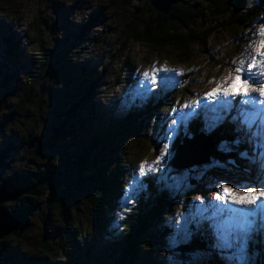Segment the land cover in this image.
<instances>
[{
	"label": "rangeland",
	"instance_id": "1",
	"mask_svg": "<svg viewBox=\"0 0 264 264\" xmlns=\"http://www.w3.org/2000/svg\"><path fill=\"white\" fill-rule=\"evenodd\" d=\"M145 1L0 0V125L4 126L7 134L9 136L13 134L15 138L13 141L19 144L34 129L40 134L49 132L50 127L56 122L55 113L61 112L60 107L64 108L70 103L73 91L82 81L83 75L86 74L84 79H90L96 75L99 80L97 96L94 100V116L91 114L88 116L89 111L80 112L81 118L83 121L86 119L88 126L81 131L82 127L75 122L73 136L62 140V144L67 148H61L59 145V150H54L53 154H48L45 150L47 156L53 155L49 156L52 164L48 165H52L50 167L58 170L63 177L73 183L79 180L81 184L79 187L83 191L92 192L93 185H96V181L101 176L105 180L110 172L116 170V163L113 161H117V158L111 152H121L124 154L125 161L129 162V159L132 161L130 176L125 179V186L123 184L119 194H116L118 202L114 204L107 217H101V228L99 226L97 228L95 224V218L92 216L94 208L87 202L85 192L80 195L79 191L75 190L72 195V205H78L79 209L75 210L73 215L75 225L79 227V222L81 223L79 228L83 236L73 241L62 227L60 219L55 218L54 214L52 217L55 218V222L50 224V233H45L43 214L36 212L31 216L28 231L29 244H26L21 251L20 264H63L65 262L109 264L106 263L108 255L105 252L108 241L103 232H112L114 240L117 243H123L124 237L119 234L124 230L122 228L124 222L138 207L142 196L150 195L145 184L133 193L128 188V182L133 177V168L140 162H146L148 165L155 162L159 154L157 145L162 146L164 142L170 144L167 162L174 170L172 174H181L193 167L199 171L211 165L210 161L182 170L173 168L171 165L175 154L173 143L179 136L189 133L184 124L189 119L180 120L169 137L166 130L171 125V119L166 117L168 114L180 117L182 113L177 111L180 105L193 100L199 102L197 107L183 109V112H198L204 109V104L215 103V101L204 100L205 93L227 75L230 62L250 59L249 45L254 39L252 29L258 28L259 25L256 22L264 19V8L256 12L253 0H243L237 9L231 6L232 0H184L181 5H188L191 8L197 25H192L190 29H183L178 22H170L169 27L177 30V34L184 39L196 36L195 43L190 42L186 49H181L180 46L152 49L136 41L123 44L121 35L125 20L130 19L134 8L136 6L141 8ZM111 6L118 9H113ZM102 10L106 16L101 27L89 33L87 42H77L74 35L78 33L80 26L90 15L95 12L100 13ZM251 10L253 13L247 16ZM218 11L227 13L218 16ZM240 19L245 22L241 23ZM10 37L15 40L13 46L7 42ZM41 57L44 59L43 66L39 63ZM153 64L157 67L165 66L175 69L181 74L175 76L174 89L158 88L150 93H141L143 99L138 98L131 103L130 110L125 111L121 102L128 103L130 97L139 91L137 83L132 78L133 70L149 71L151 75L150 69ZM92 67L96 69V73H92L91 76L87 72ZM29 69H38L39 90L20 115L14 112V109L17 105L19 88L24 85ZM10 78L12 82L8 83ZM168 94L173 95L172 102L167 111L160 113L159 122L157 118L150 121L147 118L143 121L136 120V115L139 114L134 113L143 110L148 100ZM113 97L116 98L115 102L109 104L108 100ZM257 106L264 107V105ZM130 116H133L135 120H129ZM123 123L127 125L124 129H120L119 126ZM259 123L257 120L253 131L257 130ZM84 130L90 137L92 136L91 138L96 136L94 141L99 145L97 148L87 141L89 135L83 134ZM3 145L1 141L0 147ZM102 145L107 146V149H101ZM258 150L259 152L255 155L257 157L261 154V150ZM80 153L86 154L83 161L77 158ZM18 156L19 154H16V158ZM56 156L60 157L57 161ZM122 163L121 161L120 164ZM11 165L17 167L18 163L12 162ZM126 169L127 166L119 167L123 173ZM8 172L11 173V170L1 171L0 177L6 178ZM239 173L234 174L220 167L207 168L201 179H194L197 185H192L202 190L217 179L228 181L230 178L238 183L256 180V175ZM160 174L158 171L154 175ZM190 175L195 177L197 173H190ZM144 179L139 177L138 183ZM168 182L170 185L173 183L171 180ZM181 192L191 191L187 189H182L180 192L175 189L171 192L167 191L166 195L172 200L164 221L171 219L174 213L183 212L180 200L185 202L191 200V197L185 198L186 196ZM199 194L200 192L196 191L192 197ZM126 195L129 197L135 195L138 203L133 201L125 206ZM17 203L18 201H11L4 205L11 212ZM169 236L170 233L164 239H161L159 235H156V238L148 236L145 247L135 264H171V260L176 257L174 250L169 247ZM58 241L64 243L67 254L58 249ZM41 244L51 246L50 251L39 250L38 246ZM80 248L84 253L87 251V254L82 253ZM115 250V248L110 250L114 255L113 259L117 258ZM77 253H80V256ZM263 256L264 254L261 255L256 248L248 250L249 264L257 263ZM75 257H77V263L73 262Z\"/></svg>",
	"mask_w": 264,
	"mask_h": 264
},
{
	"label": "trees",
	"instance_id": "2",
	"mask_svg": "<svg viewBox=\"0 0 264 264\" xmlns=\"http://www.w3.org/2000/svg\"><path fill=\"white\" fill-rule=\"evenodd\" d=\"M242 2L243 0H232L233 4L231 6L237 9L241 6ZM181 4L182 2L174 5L169 15H164L155 11L150 4V0H146L141 8L136 6L132 11L133 16L125 20L121 35L123 44L136 41L152 49H160L165 46H180L181 49H186L190 42L195 43L197 40L196 36H194V38L184 39L177 34V30L175 31L174 28L169 27L170 22H178L183 29H190L192 25H197V20L191 8L188 5L183 6ZM253 7L256 12H260L261 9L264 8V0H253ZM111 8L118 9L114 6H111ZM226 13L225 11H218L217 14L218 16H222ZM250 13H253V10L248 12L247 16L250 15ZM105 16L106 13L103 10L100 11V13L95 12L90 15L85 23L80 26L78 33L74 35L76 41L87 42L89 33L101 27ZM240 22L243 23L245 20L240 19ZM7 42L10 46H13L15 40L10 37L7 39ZM43 60L44 59L41 57L39 62L42 66L44 65ZM92 73H96V69L93 67L87 74L91 75ZM85 76L86 74L83 75L82 81L73 91V98L70 103L64 108L60 107L61 112L55 113L56 122L50 127L49 132L40 134L34 129L24 137L21 143L17 144L13 141L15 140L13 134L9 136L4 126L2 124L0 125V144L1 141L4 143V145L0 147V172L11 170V173L8 172L6 178L2 179V177H0V187L5 186L10 192H18L19 196L14 200L18 201V203L16 207L9 212L12 213L20 223V227L16 232L0 240V264L21 263V251L26 244H29L28 231L31 216L36 212L43 214L45 233H50V224L51 222H55V218L58 217L62 227L65 229L66 233L72 237L73 241H77L79 237L83 236L79 228L81 227V223L79 222V227H77L73 215L74 211L79 209L78 205H72V195L75 190H78L80 195L85 192L84 195L87 202L94 208L92 216L95 218V224L97 228L98 226L101 228V217H107L109 212L112 211L114 204L118 202L116 194H119L125 179H128L130 176L132 161L130 159L129 162L125 161V159H123V153L114 151L113 153L111 152V154H114L117 158V161H113L116 163L115 172H110L105 180L101 176L96 181V185H93L92 192L89 190L83 191V189L79 187L81 185L79 180L73 183L67 180L66 177H63L58 170H54L50 167L52 165H48L49 163L52 164V159H49V156L53 155L47 156L45 150L50 154L58 149L59 145L61 148H67L66 145L62 144V140L65 138L67 139L69 136H73L75 122H78L82 127L81 131L85 129V126H88L86 125V119L83 121L81 118L80 112L89 111L88 116L90 114L94 116V100L97 96L96 89L99 79L96 75L90 79H84ZM11 78L8 83L12 82ZM39 82L40 76L38 69H29L24 85L19 88L17 105L14 112L21 115V112L26 109L27 104L32 102L33 96L38 93ZM172 96L168 94L159 95L157 98H151L145 103L146 105L143 110L134 113L139 114L136 115V120L143 121L144 118H147V120L150 121L151 119L155 120L156 118H160V113L168 110L172 102ZM204 111L205 109L198 111L200 113L199 116L190 117L189 121L184 123L189 133L179 136L176 141H174L173 150L176 151L177 145L187 137L204 133L215 144L212 150L211 164L213 161L218 160L224 165L220 168L227 169L230 172L232 171L234 174L240 172L251 176L256 175L255 169H253L251 173H246L244 171V168L248 164V161L245 159H237L236 167L227 163L229 159L235 158L236 154L231 153L226 155L218 151L217 148L222 140H230L231 137L224 127H217L211 133H206L204 131ZM129 120L135 119L133 116H130ZM159 121L160 119H158V122ZM126 125L127 124L123 123L119 128L124 129ZM82 133L89 135L85 130ZM34 134L41 136L42 140L37 148L29 150L26 148V144ZM91 137L89 135L87 141L92 143L94 148H97L99 145L94 141L96 136L94 135L93 138ZM100 148L107 149V146L102 145ZM257 152H259L258 148L255 151L250 150L251 155H256ZM16 154H19L18 158H16ZM56 157V161L60 159V157ZM77 158L79 161H83L86 158V154L80 153L77 155ZM121 161L123 162L122 164H120ZM12 162H17L18 166L14 167L11 165ZM120 166H127V171L125 170L124 173L120 171ZM228 180L231 179L228 178ZM194 182V179H192L191 184L197 185V182ZM167 183L169 184L168 181ZM145 185L150 195L142 196V199L138 203V207L133 211V213H135H132L133 215L131 214V217L129 216L130 218L124 222L122 226L124 230L119 234V236L121 235L124 237L123 243H117V241L114 240L112 232H103L104 237H106L108 241L105 250L108 255V261L106 260V263L135 264L145 247L148 236L151 235L153 238H156V235H159L161 239H164L166 236L168 237L171 230L168 228L166 221H164V217H166L169 212L172 200L166 193L168 190L171 192L172 189L157 186L151 181ZM192 195H194V192H189L185 198L191 197L192 199ZM176 204L177 203H175V205ZM181 211H184L183 207ZM52 214H54L55 218L52 217ZM58 243V249L66 253L64 250V243L60 241H58ZM38 247H40L38 249L43 252H49L51 248V246L47 247L46 244H41V246ZM112 248L116 249L117 258L115 259H113V253L110 252ZM252 248H256L261 255L264 254V246L256 240H253L249 251L252 250ZM80 250L82 251L83 249L80 248ZM82 253H84V251H82ZM77 254L80 256V253ZM84 254L86 255L87 251H85ZM73 262L77 263V257L73 259ZM257 263L264 264V256L262 260L257 261ZM63 264L70 263L65 262Z\"/></svg>",
	"mask_w": 264,
	"mask_h": 264
},
{
	"label": "snow or ice",
	"instance_id": "3",
	"mask_svg": "<svg viewBox=\"0 0 264 264\" xmlns=\"http://www.w3.org/2000/svg\"><path fill=\"white\" fill-rule=\"evenodd\" d=\"M256 23L259 27L252 29L254 39L249 45L250 59L230 62L227 75L217 81L203 98L215 101L214 104L203 105L204 131L211 133L217 127H224L231 139L222 140L217 150L226 155L236 154L235 158L227 161L233 167L237 166V159L247 160L244 171L251 173L255 169L256 180L238 183L217 179L201 190L190 181L201 179L207 168L224 165L217 160L199 171L193 167L181 174H172L174 170L167 162L171 146L164 142L162 146L157 145L159 154L155 162L151 165L140 162L133 168V177L128 182V188L133 193L149 181L178 192L182 189L200 192L187 202L180 200L184 211L174 213L166 221L171 230L169 247L176 257L171 264H249L248 250L253 240L264 246V107L257 106L264 105V19ZM150 72L151 75L149 71L133 70L132 78L139 91L130 97L128 103L121 102L125 111L130 110L131 103L138 98L143 99L141 93H150L158 88L174 89L175 76L181 75L175 69L155 64ZM115 100V97L110 98L108 103L112 104ZM198 104L193 100L180 105L177 110L182 113L180 117L168 114L166 118L171 119V125L166 130L169 137L180 120L200 115L199 112H183V109H194ZM257 120L259 126L253 131ZM257 148L261 154L258 157L251 155L250 150ZM158 171L161 174L154 175ZM190 173L197 175L194 177ZM139 177L145 179L138 183ZM169 180L173 182L171 185L167 183ZM181 194L186 196L188 192ZM133 201L138 203L135 195H126L125 206Z\"/></svg>",
	"mask_w": 264,
	"mask_h": 264
},
{
	"label": "water",
	"instance_id": "4",
	"mask_svg": "<svg viewBox=\"0 0 264 264\" xmlns=\"http://www.w3.org/2000/svg\"><path fill=\"white\" fill-rule=\"evenodd\" d=\"M184 0H150L153 9L164 15H169L173 6ZM42 137L34 134L27 142L26 148L31 150L37 148ZM215 147L213 141L204 133L187 137L177 145L171 165L175 169H186L193 165L209 163L212 150ZM19 196L18 192H10L5 186L0 187V240L16 232L20 223L18 219L8 211L5 203L14 201Z\"/></svg>",
	"mask_w": 264,
	"mask_h": 264
}]
</instances>
